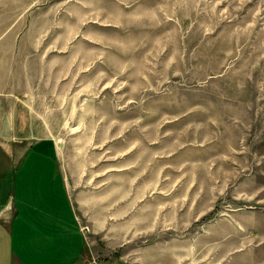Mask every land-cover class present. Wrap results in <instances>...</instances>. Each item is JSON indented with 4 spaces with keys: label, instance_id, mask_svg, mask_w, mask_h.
Masks as SVG:
<instances>
[{
    "label": "rangeland",
    "instance_id": "1",
    "mask_svg": "<svg viewBox=\"0 0 264 264\" xmlns=\"http://www.w3.org/2000/svg\"><path fill=\"white\" fill-rule=\"evenodd\" d=\"M0 106L84 264H264V0H0Z\"/></svg>",
    "mask_w": 264,
    "mask_h": 264
},
{
    "label": "crops",
    "instance_id": "2",
    "mask_svg": "<svg viewBox=\"0 0 264 264\" xmlns=\"http://www.w3.org/2000/svg\"><path fill=\"white\" fill-rule=\"evenodd\" d=\"M0 106V264H84V238L51 138L27 143Z\"/></svg>",
    "mask_w": 264,
    "mask_h": 264
}]
</instances>
